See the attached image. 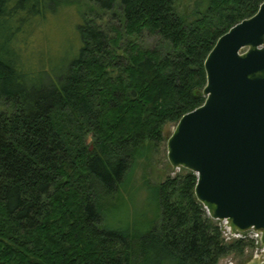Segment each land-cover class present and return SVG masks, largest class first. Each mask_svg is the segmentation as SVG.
I'll list each match as a JSON object with an SVG mask.
<instances>
[{"label":"trees","instance_id":"trees-1","mask_svg":"<svg viewBox=\"0 0 264 264\" xmlns=\"http://www.w3.org/2000/svg\"><path fill=\"white\" fill-rule=\"evenodd\" d=\"M62 1L0 0V264H215L231 245L193 171L149 186L152 223L112 227L106 204L205 102L206 56L264 0H92L123 31L85 14L77 54L53 68L28 35Z\"/></svg>","mask_w":264,"mask_h":264},{"label":"water","instance_id":"water-1","mask_svg":"<svg viewBox=\"0 0 264 264\" xmlns=\"http://www.w3.org/2000/svg\"><path fill=\"white\" fill-rule=\"evenodd\" d=\"M259 8L206 56V100L174 126L167 154L198 176L196 197L211 217L235 234L255 229L264 243V1Z\"/></svg>","mask_w":264,"mask_h":264},{"label":"rangeland","instance_id":"rangeland-1","mask_svg":"<svg viewBox=\"0 0 264 264\" xmlns=\"http://www.w3.org/2000/svg\"><path fill=\"white\" fill-rule=\"evenodd\" d=\"M199 1L201 0H180L178 11L192 12ZM92 12L100 15L103 26L110 25L123 31L119 11L114 16L111 11L101 10L99 4L92 0H63L55 11L47 14L46 20L36 33L28 35L30 42L28 51H35V62L38 61V50L48 52V66L53 68L59 67L61 63H66L74 57L81 46L79 25L83 22L85 14ZM113 33L116 32L113 31ZM144 41L155 44L157 39L146 33ZM173 128L174 125L167 126V129L172 131ZM88 143L90 148H93L91 137L88 138ZM167 143L152 148L143 157H138L120 192L108 200L106 222L110 226H127L136 222L148 224L157 219L159 212L150 195L149 186L162 181L167 175L174 176L184 168H174L170 164ZM213 219L219 223L225 242L231 245V250L219 256L215 264H247L255 257L264 263V243L261 232L249 229L235 234L232 233L227 220ZM238 239L245 240L243 247Z\"/></svg>","mask_w":264,"mask_h":264},{"label":"bare ground","instance_id":"bare-ground-1","mask_svg":"<svg viewBox=\"0 0 264 264\" xmlns=\"http://www.w3.org/2000/svg\"><path fill=\"white\" fill-rule=\"evenodd\" d=\"M263 260V259H262Z\"/></svg>","mask_w":264,"mask_h":264}]
</instances>
